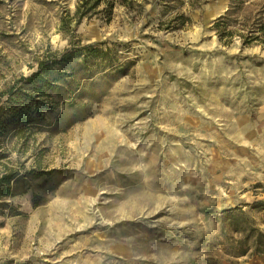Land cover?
<instances>
[{"label": "rangeland", "instance_id": "obj_1", "mask_svg": "<svg viewBox=\"0 0 264 264\" xmlns=\"http://www.w3.org/2000/svg\"><path fill=\"white\" fill-rule=\"evenodd\" d=\"M75 4L0 0V104L93 46L56 67L42 119L1 133L0 264H264L246 238L264 232V0H115L78 23Z\"/></svg>", "mask_w": 264, "mask_h": 264}, {"label": "trees", "instance_id": "obj_2", "mask_svg": "<svg viewBox=\"0 0 264 264\" xmlns=\"http://www.w3.org/2000/svg\"><path fill=\"white\" fill-rule=\"evenodd\" d=\"M124 1L120 0V2ZM101 3H104L103 8L98 9ZM114 3L115 0H76L73 17L78 23L83 18L88 19L98 12H103L109 20ZM92 48L91 44L74 46L72 43L62 51H52L45 59L38 61L36 70L28 76H22L17 81L20 82L18 86H9L5 90V100L0 104V137L1 133L11 125L14 126L16 135H22L29 128L28 126L38 119H42L46 105L40 100L39 96L43 95L45 88L49 87L50 77L54 74L56 67L78 60L82 56L80 52L82 49ZM4 156L5 153L0 149V160ZM17 178L12 170L0 173V198L14 193ZM251 232L246 238H253L254 251L264 252V232L257 231L256 228L252 229ZM248 248L241 250L239 253H246Z\"/></svg>", "mask_w": 264, "mask_h": 264}]
</instances>
